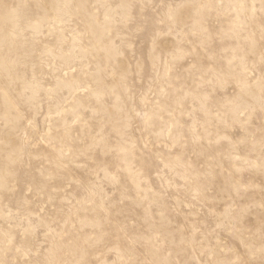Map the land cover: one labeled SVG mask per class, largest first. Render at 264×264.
<instances>
[{
  "label": "rangeland",
  "instance_id": "obj_1",
  "mask_svg": "<svg viewBox=\"0 0 264 264\" xmlns=\"http://www.w3.org/2000/svg\"><path fill=\"white\" fill-rule=\"evenodd\" d=\"M0 264H264V0H0Z\"/></svg>",
  "mask_w": 264,
  "mask_h": 264
}]
</instances>
